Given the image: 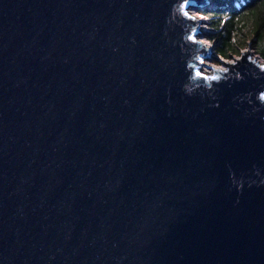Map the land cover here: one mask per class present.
<instances>
[{"label": "water", "instance_id": "water-1", "mask_svg": "<svg viewBox=\"0 0 264 264\" xmlns=\"http://www.w3.org/2000/svg\"><path fill=\"white\" fill-rule=\"evenodd\" d=\"M178 4L0 0V264H264V59Z\"/></svg>", "mask_w": 264, "mask_h": 264}, {"label": "trees", "instance_id": "trees-1", "mask_svg": "<svg viewBox=\"0 0 264 264\" xmlns=\"http://www.w3.org/2000/svg\"><path fill=\"white\" fill-rule=\"evenodd\" d=\"M237 1L239 8L231 0H212L217 2L211 6L212 10H201L209 14L211 28L206 33L212 34L206 35V38L214 41L215 51L224 57L239 52L251 40L255 42L257 53L264 58V7L261 6V0ZM225 16L229 19L221 25L220 20Z\"/></svg>", "mask_w": 264, "mask_h": 264}, {"label": "snow or ice", "instance_id": "snow-or-ice-1", "mask_svg": "<svg viewBox=\"0 0 264 264\" xmlns=\"http://www.w3.org/2000/svg\"><path fill=\"white\" fill-rule=\"evenodd\" d=\"M189 6H196V0H179V4H178V8L180 13L187 18L188 20L191 21H196L198 18L200 20H208L209 18L206 16H203L202 13L197 12L195 14L190 13L188 11V7ZM261 6L264 7V0H261ZM237 8H239V5H237ZM229 18L227 16H225L223 19L220 20V24L223 25ZM237 19H239V17H237ZM197 32L196 28H192L191 29V33L187 35V40L192 41L193 43L202 45V46H207V48H211L212 47V41L206 40V39H197V36L194 35V33ZM205 35H211V32L208 33H204ZM234 42V41H233ZM196 59L198 61H200L201 63L204 62V58L201 56H197ZM240 57H236V59L234 60H226V58L224 56H219V60L223 61L224 63L222 64H213L211 65V68L213 69V74L212 75H208L206 72H201L198 69L194 70V75L197 78L202 79L203 81H219L222 78H226V77H222L220 75V73L226 74L230 71V69L228 67H225V64H232L234 65L236 63L237 60H239ZM247 59H250V57H248ZM258 67H260V69L262 71H264V65H259ZM259 97L261 99H264V91H261L259 93Z\"/></svg>", "mask_w": 264, "mask_h": 264}, {"label": "rangeland", "instance_id": "rangeland-1", "mask_svg": "<svg viewBox=\"0 0 264 264\" xmlns=\"http://www.w3.org/2000/svg\"><path fill=\"white\" fill-rule=\"evenodd\" d=\"M209 1L210 2L205 6V9L204 10H212V7L211 6H214L217 3V2H212V0H209ZM231 2L233 4H235V5L238 4V1L237 0H231ZM193 11H195V10L192 9V12ZM197 12H200V11H197ZM194 14H195V12H194ZM202 14H203V16H206V17L209 18V14L204 13V12ZM201 21L202 22L200 23V25H201V27H203L204 30L202 29V31L200 32V34L198 35V37L200 39H206L207 40L206 35L204 33H206V31L211 28L210 25H209V19L208 20H201ZM247 37H249V35L246 36V38ZM240 44H242V43H240ZM249 44H250V46H249ZM238 47H240V46H238ZM248 47L250 49V52H251L250 54L252 55V57H255V59H258L259 61L260 60L263 61L264 58H262L257 53V51H256L255 42H253L251 40H249L248 41V44L246 45V47L240 49L239 52H236L235 51L233 53H230V55H228L227 57H225L226 60H233L234 57H240V53H242L244 49H248ZM215 48H216V44L214 43V41H212L211 54H210V56L204 57V62L202 63V66H201V69H200L201 72L211 73V72H213V69L211 68V65H213V64H222L223 63V61H220L219 60V56L220 55L217 54V52L215 51Z\"/></svg>", "mask_w": 264, "mask_h": 264}, {"label": "bare ground", "instance_id": "bare-ground-1", "mask_svg": "<svg viewBox=\"0 0 264 264\" xmlns=\"http://www.w3.org/2000/svg\"><path fill=\"white\" fill-rule=\"evenodd\" d=\"M192 12V11H191ZM193 14H194V11H193ZM203 27H201V31H202ZM204 30V29H203ZM224 63V62H223ZM225 67H226V64H225ZM205 68V67H204ZM206 69V68H205ZM210 71V70H209Z\"/></svg>", "mask_w": 264, "mask_h": 264}, {"label": "clouds", "instance_id": "clouds-1", "mask_svg": "<svg viewBox=\"0 0 264 264\" xmlns=\"http://www.w3.org/2000/svg\"><path fill=\"white\" fill-rule=\"evenodd\" d=\"M197 11H200V12H202L201 10H197ZM202 22V21H201ZM200 28H201V26H200ZM208 40V39H207Z\"/></svg>", "mask_w": 264, "mask_h": 264}]
</instances>
